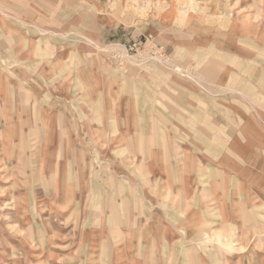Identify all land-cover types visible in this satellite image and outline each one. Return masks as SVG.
<instances>
[{"label":"rangeland","instance_id":"1","mask_svg":"<svg viewBox=\"0 0 264 264\" xmlns=\"http://www.w3.org/2000/svg\"><path fill=\"white\" fill-rule=\"evenodd\" d=\"M18 38L26 55H7ZM0 42V76L18 91L25 70L65 119L53 148L0 149V241L19 264H128L135 221L264 264V0H0Z\"/></svg>","mask_w":264,"mask_h":264},{"label":"crops","instance_id":"2","mask_svg":"<svg viewBox=\"0 0 264 264\" xmlns=\"http://www.w3.org/2000/svg\"><path fill=\"white\" fill-rule=\"evenodd\" d=\"M8 37V36H7ZM12 40L11 37H8L6 39ZM18 49L17 52L15 53H8L7 55H12L23 57L26 55V46L28 43L22 39L18 38ZM3 43L0 42V45ZM16 46V44H15ZM23 46V48H22ZM2 55V52L0 54ZM2 72V71H1ZM20 76L17 77L21 88L17 91V88H12L10 87L9 80L7 79V76L1 75L0 78V91H3L4 97L0 98V122L6 121L7 125H5V135H3L4 138L6 139V143L0 144V149L2 148L3 151L6 153H9L13 156L14 151L19 148L20 150L22 148H28L27 143L24 144V140H20V142H23L21 144L13 143L14 140H10L9 138H29L33 135L35 136H43V139L41 140L40 147L39 148H53L50 146V137L54 136H59V137H64L65 133V126H64V108L61 109L59 106L63 104V102L56 100H48L45 99L44 96H38L36 93H32L31 90L28 89V84L25 85V83L29 82V76L28 73L24 71L19 72ZM3 74V73H2ZM9 83V84H8ZM2 85V86H1ZM16 87V85L14 86ZM18 87V86H17ZM35 94V95H34ZM257 99H263L257 97ZM254 104L260 106L264 105V101L261 102H255ZM33 105H37L38 108V113L33 112ZM49 105H52L51 111H49L48 114L45 115V113L48 112V107ZM45 106V107H44ZM57 106V107H56ZM261 107L260 109L262 110ZM55 111V114L53 111ZM34 114H36L38 117L37 121H39V126L36 128H33V120H34ZM53 115L55 116V124L52 123V120L54 117L50 116ZM262 116V115H261ZM54 121V120H53ZM58 121H61L62 124L58 125ZM255 134L254 137L257 140H260V138H264V120H256L255 122ZM16 127V128H15ZM263 128V129H262ZM4 132V131H3ZM242 136L241 134H239ZM249 136H252L251 132L249 133ZM17 141V140H16ZM25 142H27L25 140ZM47 146H45L44 144ZM257 147V146H256ZM32 148V147H31ZM55 148H62L59 146H56ZM69 148V147H67ZM58 152V150H56ZM20 153V152H18ZM16 162V161H15ZM15 165V163H14ZM11 166L9 168L14 167ZM56 167V165H55ZM16 176H9V183L8 185H12L16 183ZM11 195L9 200H14L16 201L21 197V195H18L17 193H9ZM126 197V196H125ZM128 201H130L129 197H126ZM131 202V201H130ZM15 212H17L16 207L13 208ZM128 211V210H127ZM18 216H20L18 213H16ZM24 216H26L25 213H23ZM144 223V222H143ZM144 225H139L135 221V229L138 228V231L135 232L133 230L131 232V237H135V234L140 239V242H143L142 246L143 249H138L136 248V251L141 255V257H131L127 258L128 264H169L172 258H174V263L173 264H195L196 259L202 263V264H217L216 261V254H220V251H206L209 247V245L205 246L203 243H195L200 246H194V240L190 241L193 243H187V242H171V241H166L164 238L159 237V238H153L151 237V234L153 232V229L150 227L144 229V231L141 233V229ZM36 229V228H35ZM164 236V235H163ZM248 240V239H246ZM250 242V241H248ZM246 241H236V245H238L239 248H242V243H245L244 247L249 244ZM234 243V244H235ZM230 248V244H228ZM232 246L234 249H236L237 246ZM203 249L206 253L204 254V258L198 256L197 249L198 248ZM226 247V248H227ZM19 248H22L18 242L14 240H3L0 241V263L2 264H19L18 263V257L15 254V250H18ZM128 249V247H126ZM131 248V247H130ZM215 247L214 249H216ZM132 249V248H131ZM135 249V248H133ZM170 249H173L169 251ZM176 256V257H175ZM250 256V253L249 255ZM5 258V259H4ZM8 259V261L6 260ZM254 260L249 258L247 259V264H254ZM241 264V260L240 263Z\"/></svg>","mask_w":264,"mask_h":264}]
</instances>
